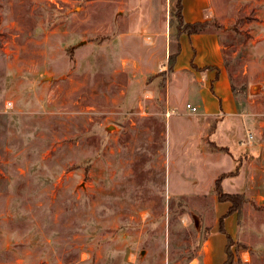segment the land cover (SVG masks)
Here are the masks:
<instances>
[{
	"label": "rangeland",
	"instance_id": "rangeland-1",
	"mask_svg": "<svg viewBox=\"0 0 264 264\" xmlns=\"http://www.w3.org/2000/svg\"><path fill=\"white\" fill-rule=\"evenodd\" d=\"M176 1L0 0V264H190L216 211L226 213L215 179L239 164L203 157L194 100L176 74L170 115L165 107ZM223 2L243 22L264 15V0ZM223 39L233 84L246 91L243 60H264V37ZM237 125L231 153L247 141ZM262 164L259 181L223 183L247 197L230 264H264Z\"/></svg>",
	"mask_w": 264,
	"mask_h": 264
},
{
	"label": "crops",
	"instance_id": "crops-1",
	"mask_svg": "<svg viewBox=\"0 0 264 264\" xmlns=\"http://www.w3.org/2000/svg\"><path fill=\"white\" fill-rule=\"evenodd\" d=\"M235 9H230L229 6L226 7L223 0H182V14L186 23L210 22L219 24L221 28L209 29L204 33L192 36L183 34L179 40L181 50L171 73H167L168 58L173 53L171 52V43L169 44L165 68L167 79L163 93L165 107L168 111L167 115H170L172 76L176 74L177 80L182 81L179 88L182 89L184 94L192 96L194 100L192 105L200 111V114H196L197 119L194 122L195 125L192 131L197 140V145L202 150L203 157L210 158L212 162H221L223 157L226 156L230 163L239 164L235 171L223 172L215 179L216 181L220 176L228 174L223 179V189V183L226 180L236 184L243 183V185L249 181H259L256 177L258 174L257 169L260 164L263 165L262 163H264V60H260L259 57L256 58L255 56L253 58H243L241 70L249 83L247 90L240 92L241 90H237L235 84H233V79L236 76L231 71L230 60H227V51L231 49V46L227 45V41L223 39V37H229L230 34L243 36L245 32L248 34H261L264 37V15L259 14L250 23L247 20L243 22L239 18L241 14L233 13L235 15H231V12H234ZM256 25L257 27H255ZM255 45H258L259 50L261 43ZM242 54L243 52L238 50L232 52L230 57L238 60ZM183 60H185L184 69L178 75L180 63ZM193 63L199 69L194 68ZM205 67L210 69L200 70ZM254 85L262 86L256 95H252L250 92L251 87ZM239 121L246 130L247 141L240 143L244 147L240 152L238 150L239 153H235V151L231 153V145L239 140L241 133V126L237 125ZM250 133L252 139L249 138ZM215 134L218 137L212 142L211 138ZM251 169L253 170L252 176H250ZM241 192L235 194L245 195L243 191ZM219 203L221 202L218 201ZM218 214L216 211L215 223L209 226L212 227L211 233L208 232L209 234L207 233L206 237L204 236L202 247L197 251L190 264H217L213 240L214 233L212 231L217 230L218 232H216L220 233L219 220L224 215L220 216ZM232 216L235 217L236 222L229 234L226 225L228 218ZM242 220L239 221L237 214L229 215L225 219L226 232L235 241ZM202 225L203 221L200 220V226ZM196 229L199 231L198 227ZM222 246H224L226 255L227 239ZM223 260L225 263L226 259Z\"/></svg>",
	"mask_w": 264,
	"mask_h": 264
},
{
	"label": "trees",
	"instance_id": "trees-1",
	"mask_svg": "<svg viewBox=\"0 0 264 264\" xmlns=\"http://www.w3.org/2000/svg\"><path fill=\"white\" fill-rule=\"evenodd\" d=\"M176 11L172 14V20H171V27L175 31V40L177 42V50L170 54L168 58V69L167 73H171L174 70V66L176 64L177 57L180 53L181 47H180V37L183 34H187L189 36L197 35L204 33L209 30L211 23L210 22H199L194 24H188L185 22L182 14V0H177L175 4ZM221 28V27H216ZM194 68H198L194 63L192 64ZM199 69V68H198ZM210 69L209 67H205L200 69L201 71H205ZM167 79V78H166ZM234 89V88H233ZM215 148V147H214ZM232 175V174H231ZM228 174L220 176L215 181V194L217 196V199L221 203H228L229 208L227 212L220 218L219 220V231L221 234L225 235L227 239V246H226V261L224 264H230L231 259V252L230 247L233 244V241L235 240L226 232L225 229V219L229 215L237 214L239 217V221L242 220L243 216V207L245 203L247 202V197L243 194H229L224 191L222 188V182L225 177H227Z\"/></svg>",
	"mask_w": 264,
	"mask_h": 264
},
{
	"label": "built area",
	"instance_id": "built-area-1",
	"mask_svg": "<svg viewBox=\"0 0 264 264\" xmlns=\"http://www.w3.org/2000/svg\"><path fill=\"white\" fill-rule=\"evenodd\" d=\"M13 104L11 102L7 103V108H12ZM187 109L190 111L192 114H197L198 113V108L194 105L188 104ZM249 138L252 139L251 133L249 134Z\"/></svg>",
	"mask_w": 264,
	"mask_h": 264
},
{
	"label": "water",
	"instance_id": "water-1",
	"mask_svg": "<svg viewBox=\"0 0 264 264\" xmlns=\"http://www.w3.org/2000/svg\"><path fill=\"white\" fill-rule=\"evenodd\" d=\"M262 86L261 85H254L253 87H251V94L252 95H256L259 93V91L261 90ZM108 130H111V127L108 128ZM195 224L196 227H199V221L195 220Z\"/></svg>",
	"mask_w": 264,
	"mask_h": 264
}]
</instances>
